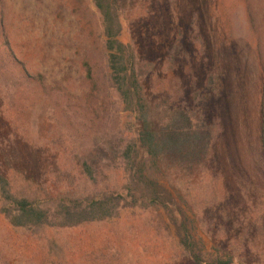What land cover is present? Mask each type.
Listing matches in <instances>:
<instances>
[{
  "label": "rangeland",
  "instance_id": "1",
  "mask_svg": "<svg viewBox=\"0 0 264 264\" xmlns=\"http://www.w3.org/2000/svg\"><path fill=\"white\" fill-rule=\"evenodd\" d=\"M129 1L146 6L151 49L173 28L177 54L172 67L160 62L158 87L171 85L209 121L205 165L187 171L184 193L160 175L177 203L172 218L162 207H134L113 221L36 234L12 227L0 208V264H185V231L206 261H227L233 249L234 264L256 259L240 254L249 226H264V0ZM101 30L93 0H0V168L16 182L49 181L57 169L78 176L87 163L109 178L81 189L121 185L117 147L134 139L139 122L109 82Z\"/></svg>",
  "mask_w": 264,
  "mask_h": 264
},
{
  "label": "trees",
  "instance_id": "2",
  "mask_svg": "<svg viewBox=\"0 0 264 264\" xmlns=\"http://www.w3.org/2000/svg\"><path fill=\"white\" fill-rule=\"evenodd\" d=\"M93 2L101 19L99 38L106 54L109 82L123 110L139 122L134 139L117 147L116 160L122 170V183L112 190L98 188L96 194L88 193L86 187L81 189L80 186L91 181L96 183L97 176L108 179L109 174L99 172L87 163L78 170V176L57 169L49 181L41 183L25 175L18 183L7 170L0 168V208L14 228L36 234L48 229H71L113 221L134 207L139 210L162 207L172 214V218L177 203L161 189L160 175L169 173L170 179L176 181L173 189L184 193L180 184H184L182 179L187 178V171H198L205 165L212 138L209 121L194 117L193 109L176 99L171 85L158 87L165 79L160 62L172 67L177 54L176 44L170 39L173 28L164 33L165 44L153 50L149 44L145 5H135L129 0ZM83 67L85 81L95 90L89 61H83ZM202 88L205 91L209 87ZM158 102L162 103L163 109ZM160 117L162 123L157 121ZM132 186L137 188L139 196L132 195ZM188 191L186 189V193ZM182 202L187 204L185 198ZM249 228L244 237L251 241L244 245L240 258L248 253L256 259L250 263L241 260V264H264V226L258 227L257 231ZM250 233L254 235L250 237ZM179 246V256L185 264H234L233 259L239 252L233 249L225 253L227 261H206L195 252L187 231L180 237Z\"/></svg>",
  "mask_w": 264,
  "mask_h": 264
}]
</instances>
